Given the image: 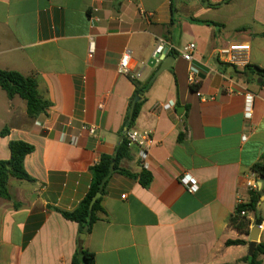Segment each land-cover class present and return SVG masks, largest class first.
I'll use <instances>...</instances> for the list:
<instances>
[{"label":"crops","instance_id":"0c3cea01","mask_svg":"<svg viewBox=\"0 0 264 264\" xmlns=\"http://www.w3.org/2000/svg\"><path fill=\"white\" fill-rule=\"evenodd\" d=\"M174 3L172 15L171 0H0V69L38 76L40 93L52 103L31 118L25 100L0 88V132L9 130L0 136V161L10 159L11 141L35 148L25 160L34 181L11 178V199L0 197V264H73L79 226L53 208L74 210L90 190L91 166L121 142L136 89L118 72L128 49L135 80L153 82L135 129L152 131L155 145L145 159L132 147L121 167L133 174L145 168L153 182L144 188L115 174L102 203L106 215L83 246L96 264H234L248 255L247 236L228 218L240 198L249 200L247 182L264 155V77L245 72L247 65L264 70V0H233L217 9L199 0ZM159 39L177 55L152 80L162 63L148 66ZM191 43L196 50L188 62L179 51ZM236 43L250 51L234 75L217 51ZM192 68L199 72L196 90ZM247 93L254 95L250 120ZM156 104L173 106L155 110ZM184 175L198 181V192L180 182ZM263 202L264 196L259 208ZM238 239L248 244L226 246Z\"/></svg>","mask_w":264,"mask_h":264},{"label":"trees","instance_id":"16d2710c","mask_svg":"<svg viewBox=\"0 0 264 264\" xmlns=\"http://www.w3.org/2000/svg\"><path fill=\"white\" fill-rule=\"evenodd\" d=\"M233 0H222L218 3H213L209 0H199L200 4L206 8L217 9L224 5L230 4ZM172 2V15L175 11L174 0ZM193 22L212 24L215 23L207 21H199L192 19ZM264 36V32L261 34ZM174 55H177L176 51H173ZM247 74H259L264 77V70L256 66L247 65L245 68ZM136 86L133 97L131 98L128 106V111L124 119L123 126L120 130L121 142L116 147L113 155L103 154L99 161L91 166L90 170L93 175V180L90 186V190L85 198L79 203V205L71 211H65L58 208H53L62 216L72 222H75L79 226V235L84 234L89 236L94 228V225L101 220L106 211L102 205L104 196L107 193V187L115 174L127 177L138 181L144 188H149L153 182V175L150 171L143 168L141 173L133 174L125 168L121 167L123 160L131 159V149L129 145L128 133L135 129L136 122L141 113L142 107L145 104L146 96L150 91L153 82L142 84L136 80H133ZM40 78L38 76H25L17 71H8L0 69V88L7 94L8 98L13 99L19 97L27 102V112L31 118H39L41 115L46 114L47 110L51 108V101L43 96L39 91ZM196 90V87H192ZM136 97H139L141 101L137 103L132 120H129V113L132 107V103ZM9 130L5 129L0 132V136H7ZM184 134L180 133L178 140H184ZM10 159L0 161V197L4 199H11V195L8 189V184L11 178L24 181H34V179L28 174L25 168L26 157L35 151L33 145L24 141H11L9 143ZM252 173L256 176L264 177V155L261 159L252 167ZM101 193L102 197L94 204L93 208H90L93 197ZM249 200L242 205H237L234 214L228 218V224L236 229L240 235L249 236L250 217L254 216L256 219H261L258 216L259 205L261 199L264 196V189L249 191ZM245 212V215L242 213ZM248 242L242 239L228 240L226 246H245ZM259 256H264V243L261 242L257 245L253 257L247 255L245 261L247 264H261ZM73 264H96L95 255L83 246V241H78V248L73 257Z\"/></svg>","mask_w":264,"mask_h":264},{"label":"built area","instance_id":"2783aa9c","mask_svg":"<svg viewBox=\"0 0 264 264\" xmlns=\"http://www.w3.org/2000/svg\"><path fill=\"white\" fill-rule=\"evenodd\" d=\"M165 49L170 51L172 46L168 44V42L164 39H159L158 41V48L156 50V54H161ZM196 50V44L191 43L186 45L179 53L182 55L184 60L191 62L194 59V52ZM89 51L91 54L95 51V41L94 39H90L89 44ZM172 51V50H171ZM250 51L249 44H230L228 47L220 48L217 51V57L221 63L226 66H234V67H244L246 65V56L247 53ZM133 55L131 50H126L119 61L118 65V72L120 74L129 76L132 80L136 79V75L133 72ZM199 75L198 70L191 69L189 75V83L192 87H195L199 82L197 77ZM173 105L171 104H156L155 110L159 109H166L170 110ZM100 108L102 109L103 106L101 105ZM253 110H254V95L252 93L246 94V106H245V118L247 120L252 119L253 117ZM89 129L90 133L94 134L96 132L95 127H85ZM129 145L131 147H138L141 150V157L145 159L147 157V151L155 145V140L153 138V133L150 130L139 131L137 129H133L128 133ZM243 140H246V136H243ZM180 182L186 187V189L190 193H196L199 190L198 181L190 175H184L180 178ZM261 181L258 176L249 179L247 182V188L249 191L259 190L261 188ZM245 203L242 198L238 200V205H242ZM245 215V212L242 213ZM256 218H250V227L249 233L251 232L252 228L254 227ZM261 225L259 226L260 232H264V218H261Z\"/></svg>","mask_w":264,"mask_h":264},{"label":"water","instance_id":"95a60500","mask_svg":"<svg viewBox=\"0 0 264 264\" xmlns=\"http://www.w3.org/2000/svg\"><path fill=\"white\" fill-rule=\"evenodd\" d=\"M176 3L179 2L180 0H174ZM152 61L148 64L149 67L154 68L158 62H162L159 69L157 70V72L155 73L154 77L152 80H154L158 75H160L162 72L168 70L173 62L175 61V56L173 53H168V49H165L161 54H156L152 59ZM229 73H232L234 75L237 74L236 71V67L234 66H230L228 69ZM141 101V99L139 97H136L132 103V107L129 113V120H132L133 115H134V110L135 107L137 105V103H139ZM181 108H178V110H180ZM260 181H261V188L260 189H264V177H260ZM102 197L101 193L96 194L90 204V208L92 209L94 204ZM261 225V220L258 219L254 225V227L252 228L250 234H249V253L248 255L250 257H253L255 250L257 248V245L260 243V228L259 226ZM86 238V236L84 234L80 235V239L84 240Z\"/></svg>","mask_w":264,"mask_h":264},{"label":"rangeland","instance_id":"374dc122","mask_svg":"<svg viewBox=\"0 0 264 264\" xmlns=\"http://www.w3.org/2000/svg\"><path fill=\"white\" fill-rule=\"evenodd\" d=\"M258 216L260 218H264V202L262 203V206L258 210ZM247 239H248V242H249L250 241L249 236H247ZM236 251H238V249H235L233 254H235ZM246 252H247L246 254H248L249 253V250H247ZM244 259H245V257L244 256H241V258L240 259H237L234 262V264H247V262ZM258 259L261 260V264H264V256H259Z\"/></svg>","mask_w":264,"mask_h":264}]
</instances>
